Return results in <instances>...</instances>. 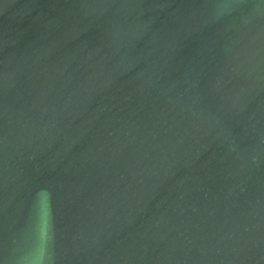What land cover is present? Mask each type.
<instances>
[{
  "label": "water",
  "instance_id": "obj_1",
  "mask_svg": "<svg viewBox=\"0 0 264 264\" xmlns=\"http://www.w3.org/2000/svg\"><path fill=\"white\" fill-rule=\"evenodd\" d=\"M0 264H264V0H0Z\"/></svg>",
  "mask_w": 264,
  "mask_h": 264
}]
</instances>
